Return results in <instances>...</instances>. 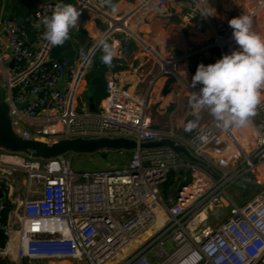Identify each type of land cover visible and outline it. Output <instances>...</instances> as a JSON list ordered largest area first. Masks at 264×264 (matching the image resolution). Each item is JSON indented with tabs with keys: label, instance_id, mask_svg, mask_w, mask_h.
<instances>
[{
	"label": "built area",
	"instance_id": "2783aa9c",
	"mask_svg": "<svg viewBox=\"0 0 264 264\" xmlns=\"http://www.w3.org/2000/svg\"><path fill=\"white\" fill-rule=\"evenodd\" d=\"M173 1L187 21L207 23L213 33L210 48L218 49L221 57L236 50L228 23L214 27L204 10L213 0H141L140 7L167 18V5ZM89 3L81 0L78 10L93 9ZM56 4L44 3L29 15L27 22L36 34L32 44L20 24L2 23L14 65L8 70L0 56V84L14 132L50 144L74 138L123 137L138 145L169 139L202 164L169 148H138L121 170L73 173L65 157L43 161L0 150L3 193L6 178L16 173L24 174L28 183L13 230L1 223L0 203L5 249L16 237L13 255L18 263L264 264V189L241 206L227 194L230 186L256 178L264 165V102L246 126L224 129L214 119L187 139L172 130L150 129L147 94L136 98L111 80L97 113L84 105L77 113L79 82L98 45L77 51L71 63L50 60L53 46L44 39L42 20ZM262 4L249 15L253 24ZM158 60V77H177L179 59ZM172 172L180 183L175 196L164 199L160 187ZM212 221L217 227L209 225Z\"/></svg>",
	"mask_w": 264,
	"mask_h": 264
},
{
	"label": "crops",
	"instance_id": "0c3cea01",
	"mask_svg": "<svg viewBox=\"0 0 264 264\" xmlns=\"http://www.w3.org/2000/svg\"><path fill=\"white\" fill-rule=\"evenodd\" d=\"M81 0H0V56L4 67L12 69V54L7 48V38L2 29L5 19L12 17L15 22L27 21L30 14L47 2H57L72 4L79 7ZM89 5L93 9L84 8L89 19L79 18L78 27L72 29L70 37L74 41L73 55L82 50L84 52L98 45L101 38L113 45L115 57L111 67L102 62L93 63L96 54L103 55L102 49L98 47L90 63L85 67L79 82L77 98L85 97V94L92 92L91 81L94 77H99L105 86L107 81H114L118 89H123L136 98H141L147 94V110L149 114V127L155 131L166 132L172 130L183 138H189L203 124V110H195L189 105V98L193 89L190 86L191 78L194 76L199 64H214L221 58L218 49L210 48V38L213 39L212 29L202 22H187L188 29L184 30L181 36H174L175 32L172 19H180L183 14L180 12L177 1L167 5V18L159 17L151 9L144 12L140 7L141 0H111L116 5L118 11L113 13L104 0H89ZM214 2V1H212ZM208 3L204 10L214 17V27L219 23H228L232 18L239 15H251L255 13L258 4L262 0H219L217 3ZM258 14L259 19L253 24V30L259 29L262 17H264V3ZM175 17V18H174ZM186 21V19H184ZM115 23V25H113ZM126 23V28L123 24ZM113 26V27H112ZM121 26V27H120ZM184 27V28H185ZM114 28V29H113ZM116 28L118 31H116ZM111 29L112 32H109ZM80 30L86 34H80ZM28 35V43L35 40V32ZM173 40H177L174 42ZM173 48L174 55L179 59L177 77H158L159 60L154 57L153 52L163 53ZM167 48V49H166ZM154 50V51H152ZM69 54V53H67ZM67 54L62 56L63 60ZM96 70L94 72L93 70ZM92 94V93H91ZM83 97V98H84ZM99 103L98 108L101 106ZM88 106L82 102V107ZM189 122H195L196 127L186 131L185 127ZM105 153V152H104ZM117 153V152H115ZM6 198L12 207L8 214L6 226L14 229L17 224V211L26 197L28 183L25 175L16 173L6 178ZM255 188L245 191L241 188V200H245L251 195L250 200L264 189V165L252 179ZM20 196L24 199L21 200ZM246 202L242 203L245 204ZM8 249H3L0 253V260L5 264H16L13 250L16 246V237L11 238ZM46 264H74L72 262L57 263L54 261H42Z\"/></svg>",
	"mask_w": 264,
	"mask_h": 264
},
{
	"label": "clouds",
	"instance_id": "9594fccd",
	"mask_svg": "<svg viewBox=\"0 0 264 264\" xmlns=\"http://www.w3.org/2000/svg\"><path fill=\"white\" fill-rule=\"evenodd\" d=\"M104 2L113 13L118 11L111 0ZM80 17L81 12L74 5L57 3L52 14L42 20L44 39L52 46H63L70 39V31L78 27ZM228 25L236 50L214 64L197 66L190 86L198 90L189 98L192 108L207 110L224 129L246 126L264 102V37L252 30V20L247 15L230 19ZM98 47L103 52L102 62L111 67L116 54L113 45L101 38ZM195 127V122H189L185 130Z\"/></svg>",
	"mask_w": 264,
	"mask_h": 264
},
{
	"label": "water",
	"instance_id": "95a60500",
	"mask_svg": "<svg viewBox=\"0 0 264 264\" xmlns=\"http://www.w3.org/2000/svg\"><path fill=\"white\" fill-rule=\"evenodd\" d=\"M81 19L88 20V14L86 11L81 12ZM259 19L257 16L253 19V22ZM8 21H14L12 17L5 19ZM4 20V21H5ZM253 24V23H252ZM20 25L27 31H34L27 21H21ZM80 34H86L84 31L80 30ZM74 41L70 37L68 42H65L63 46H53L50 50L49 58L50 60L62 63V56L64 54L73 51ZM14 63H12L13 67ZM97 107L93 103L91 95H88V110L90 113H97ZM169 148L176 155L183 156L192 163L202 164L199 160L194 158L185 147L177 144L175 141L169 139H162L155 142L141 143L137 144L136 141L118 137V138H108L100 137L93 139H64L56 143H42L35 140H26L18 136L13 128L10 117V107L6 103V93L0 84V150H3L12 154H23L30 156L37 160L49 161L57 158H62L70 154H85L92 155L96 153H115V152H125L131 153L136 149H156V148ZM237 186L244 188L245 191L255 188L254 185L249 180H243L237 183ZM0 203L4 208H10L7 202L5 193L0 189ZM0 238L7 242V238L2 234L0 230ZM3 250L0 249V253Z\"/></svg>",
	"mask_w": 264,
	"mask_h": 264
},
{
	"label": "rangeland",
	"instance_id": "374dc122",
	"mask_svg": "<svg viewBox=\"0 0 264 264\" xmlns=\"http://www.w3.org/2000/svg\"><path fill=\"white\" fill-rule=\"evenodd\" d=\"M214 2H218L219 0H213ZM212 2V3H214ZM206 10V9H205ZM206 13L210 16V13L208 11H206ZM175 18V17H174ZM210 22L214 23L215 21L213 20L214 17L210 16ZM261 23L259 24V29L256 30V33L259 34L261 37H264V17H262L261 19ZM188 21L184 20V18H178V19H172L170 20V23L173 24L172 26H174V31L175 32L174 36L176 37V39H178L177 36H181L182 32L186 29H188V27L186 28L184 25L188 24ZM17 24H20V22H16ZM204 25H206V22H203ZM188 26V25H187ZM185 27V28H184ZM182 31V32H181ZM184 33V32H183ZM177 35V36H176ZM174 42H177V40H173ZM210 45L212 43V39L210 38ZM167 49V48H166ZM173 48H169L167 51H164L163 53H156L154 50L153 54L154 57H156V59L160 58L163 60H176L177 56L174 55L173 53ZM72 53V52H70ZM158 57V58H157ZM100 63L101 62V54L98 53L96 54L95 58L93 59V63ZM94 72H96V70H93ZM178 72V69L176 70V73ZM170 77H174L175 76H170ZM88 95L89 93L85 94V97H79L77 99V104H78V109H77V113H80L82 111V102L86 103L88 101ZM203 121H202V125L210 122L211 120H214V118L209 114V112L207 110H203ZM201 125V126H202ZM27 131H29L31 134H34L35 130L33 128H26ZM130 153H125L123 155H119L118 153H96V154H92V155H85V154H81V155H77V154H70L65 156L66 159L70 160V165H71V171L73 173H86V172H100V171H114V170H121L123 168L126 167L129 159H130ZM180 180H178V177L176 175L175 172H172L168 178V181L165 185H163L162 187H160V195L164 198H173L175 196L176 193V189L179 186ZM227 194L231 197V199L233 200V202L236 205H242V203L244 202H248L251 198V195L246 198L245 200H241V188L232 185L227 189ZM20 199L23 200L24 198L22 196H20ZM19 212V211H18ZM209 223V222H208ZM219 223H214L212 221V223H209V225L213 226L214 228L217 227ZM26 262L27 264H46L45 262H29V261H22V262H17L16 264H22ZM64 264H68V263H64ZM75 264V263H74ZM79 264H86V263H79Z\"/></svg>",
	"mask_w": 264,
	"mask_h": 264
},
{
	"label": "trees",
	"instance_id": "16d2710c",
	"mask_svg": "<svg viewBox=\"0 0 264 264\" xmlns=\"http://www.w3.org/2000/svg\"><path fill=\"white\" fill-rule=\"evenodd\" d=\"M28 35H32V33L30 31H27ZM68 62H73L75 56L73 55V53H69L66 56H64ZM91 86H92V94L89 93L93 99V103L95 104V106L98 108V105L101 101L104 100L105 95H104V85L101 82V79L99 77H94L91 81ZM12 207L10 208H4L2 214H1V223L3 225L7 224V220H8V214L10 213ZM6 246V242L4 240H2L0 238V249L3 250ZM0 264H5L4 262H2L0 260ZM22 264H27L26 262L22 263Z\"/></svg>",
	"mask_w": 264,
	"mask_h": 264
},
{
	"label": "bare ground",
	"instance_id": "6f19581e",
	"mask_svg": "<svg viewBox=\"0 0 264 264\" xmlns=\"http://www.w3.org/2000/svg\"><path fill=\"white\" fill-rule=\"evenodd\" d=\"M158 221H161V215L157 216V222ZM149 234H150V231H147L146 233L143 234V237L148 236ZM112 263H113V260L109 261L107 264H112Z\"/></svg>",
	"mask_w": 264,
	"mask_h": 264
}]
</instances>
